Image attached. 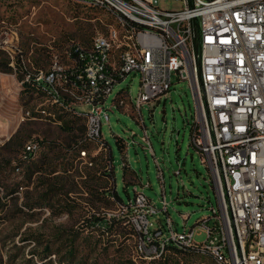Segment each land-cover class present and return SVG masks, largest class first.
<instances>
[{
  "label": "rangeland",
  "instance_id": "rangeland-1",
  "mask_svg": "<svg viewBox=\"0 0 264 264\" xmlns=\"http://www.w3.org/2000/svg\"><path fill=\"white\" fill-rule=\"evenodd\" d=\"M159 4L166 9L184 5L182 0H159ZM107 18L104 11L73 0H0V264H68L61 260L70 252L68 240L77 247L75 260L83 259L84 264L151 261L135 258L136 234L115 237L97 220L120 218L113 181L107 175L112 165L120 198L125 203L133 199L135 185L161 209L164 193L168 213L159 211L150 220L164 223L169 215L177 231L184 226L198 228L197 221L211 215V207L219 208L210 168L191 141L192 91L175 73L165 97L154 105L143 104L140 120L117 103L119 91H124L129 105L135 102L140 73L131 71L114 85L103 105L109 118H101L112 164L104 145L95 147L98 160L92 165L74 162L72 153L60 152L83 138L82 119L66 113H57L51 121L21 119L23 110L34 111L44 98L24 88L17 73L33 76L48 71L55 60H63L72 43L87 46L97 32H104ZM6 62L11 71H4ZM63 120L76 123L62 126ZM144 126L151 150L141 138ZM32 140L44 144L28 159L25 145ZM88 145L92 151L94 146ZM123 163L135 182L126 177ZM102 174L108 179L100 178ZM122 220L116 230L130 229ZM193 239L202 242L205 234L197 230ZM46 244L60 249L48 261L33 254ZM171 255L173 264H213L203 255Z\"/></svg>",
  "mask_w": 264,
  "mask_h": 264
},
{
  "label": "built area",
  "instance_id": "built-area-1",
  "mask_svg": "<svg viewBox=\"0 0 264 264\" xmlns=\"http://www.w3.org/2000/svg\"><path fill=\"white\" fill-rule=\"evenodd\" d=\"M73 1L104 11L110 22L89 45L72 43L48 71L25 75L44 100L21 119L51 121L57 113L82 119L83 138L75 145L94 148L77 149L76 160L92 165L96 149L107 148L101 118H109L103 105L116 83L140 73L134 103L124 91L117 95L118 105L140 120L143 104L169 92L172 73L187 80L195 104L191 141L210 168L219 208L211 207L198 228L177 231L169 215L164 223L150 220L168 213L164 193L158 209L134 185L133 199L117 204L137 235L135 258H159L173 244L213 264H264V0H182L180 9L163 8L159 0ZM141 138L151 150L145 126ZM39 148L32 140L24 151ZM197 230L205 234L202 242L193 239Z\"/></svg>",
  "mask_w": 264,
  "mask_h": 264
},
{
  "label": "trees",
  "instance_id": "trees-1",
  "mask_svg": "<svg viewBox=\"0 0 264 264\" xmlns=\"http://www.w3.org/2000/svg\"><path fill=\"white\" fill-rule=\"evenodd\" d=\"M84 46H86V45H84ZM5 66L6 67H5L4 71L5 70L6 71H11L12 70L11 67L8 66V63L7 62L5 63ZM28 74L31 77H34L30 73H28ZM25 75H26V73H23V74H18L17 73V77L20 79V81H22V85L24 86V88H30L31 90H36L35 87L33 86L32 82L24 81ZM75 123L76 122L72 120V121L65 122L62 126L73 127L75 125ZM193 129H194V124L192 125L191 133L193 132ZM39 142H40V145H43L44 144V141L43 140H39ZM116 142L118 143V146L121 149L122 146H123V143H121V141L119 139ZM74 145L71 146L68 149L60 150V152H70V153H74V152L77 151V149H80V148H88L89 147V145L87 143H85V142H81L78 146H76V145L74 146ZM107 148H108L110 162L112 164V158H111L110 148H109L108 144H107ZM34 155H36V152L35 153H30L28 155V157H29L28 159H31L32 157H34ZM91 160H92V162L93 161L94 162L97 161L98 160V155L92 157ZM123 165H124V168H125L124 173L126 174V177L129 176V179L132 182H135L136 180L134 178V174H132V171L130 170L129 173H127V168L128 167H127V165L125 163H123ZM36 167H37V165H36ZM38 170H40V168ZM107 175L113 181L112 196L114 197V200L116 201V203H125L120 198V196L118 195V193L116 191V188H115V175H114L113 165H112V169L109 171V173H107ZM97 220H99L100 224H102V227L105 229L106 232H108L110 235H114L115 237H116L117 234H119L120 236H122L124 238H128L131 234H133V233L136 234L135 231L131 227L128 230H125V229L116 230V228H118L117 226H119V224H118L119 221L122 220L121 217L119 219H115V218H112V219H101V217H100V218H97ZM41 242L42 241H38V243H41ZM67 244L70 245L69 246L70 247V252H65L62 255V259L61 260L67 262L68 264H70V263L71 264H84L83 259L80 260V261L79 260L77 261V259L75 260V252H76L77 247H76V245H74V241L68 240L67 241ZM59 252H60V249L59 248L58 249L57 248H52L50 244H46L43 247L42 251H39V252L38 251H36V252L34 251L33 254H37L41 260L48 261L50 255L52 253L58 254ZM171 254H176V255L179 254L182 257H189V256L191 257V256L200 255L193 248H179V247H176L173 244H168L167 245V248L165 249V252L158 259H153V260L148 261V262L144 261L141 264H173L174 257ZM123 264H136V263L134 261L128 259V260H123Z\"/></svg>",
  "mask_w": 264,
  "mask_h": 264
},
{
  "label": "crops",
  "instance_id": "crops-1",
  "mask_svg": "<svg viewBox=\"0 0 264 264\" xmlns=\"http://www.w3.org/2000/svg\"><path fill=\"white\" fill-rule=\"evenodd\" d=\"M65 122H68V121H65ZM65 122H64V123H65ZM64 123H63V124H64ZM72 158H73L72 160H73L74 162H78V161L76 160V158H77V151L74 152V153H72ZM95 162H96V161H95ZM95 162L93 161V164H94ZM104 174H106V173H104ZM104 174H102L100 178H104V179L107 178V176H106V177L103 176ZM107 179H108V178H107Z\"/></svg>",
  "mask_w": 264,
  "mask_h": 264
}]
</instances>
